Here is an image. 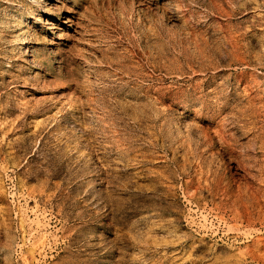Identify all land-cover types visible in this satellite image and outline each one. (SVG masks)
Instances as JSON below:
<instances>
[{
  "label": "rangeland",
  "instance_id": "1",
  "mask_svg": "<svg viewBox=\"0 0 264 264\" xmlns=\"http://www.w3.org/2000/svg\"><path fill=\"white\" fill-rule=\"evenodd\" d=\"M0 264H264V0H0Z\"/></svg>",
  "mask_w": 264,
  "mask_h": 264
},
{
  "label": "bare ground",
  "instance_id": "2",
  "mask_svg": "<svg viewBox=\"0 0 264 264\" xmlns=\"http://www.w3.org/2000/svg\"><path fill=\"white\" fill-rule=\"evenodd\" d=\"M51 9H52V6H50V7H48V12H51ZM53 18H55V16H53V17H50L45 23H46V25H53V28H55V23H54V19ZM65 22H67V21H65ZM58 35H59V33H58ZM57 35V36H58ZM231 42H232V46H231V53H233L232 54V56H233V60H231L230 61V65L231 64H242V63H246V65L248 64V62H246L245 60H244V57H242L241 56V53H240V50H241V47H240V44H239V41L236 39V38H234V37H231ZM205 50V49H204ZM204 53V52H203ZM209 53V52H208ZM207 53V54H208ZM205 54V53H204ZM199 56H201V55H199ZM206 56H208V55H206ZM199 58V57H198ZM204 60V59H203ZM202 61V60H201ZM212 61H213V59H212ZM215 63V62H214ZM212 67V66H211ZM202 68V67H201ZM40 246H42V247H44L45 246V243L44 242H42V243H39L38 244V247H40Z\"/></svg>",
  "mask_w": 264,
  "mask_h": 264
}]
</instances>
